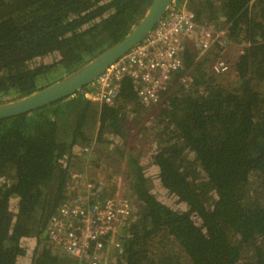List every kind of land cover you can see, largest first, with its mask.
Wrapping results in <instances>:
<instances>
[{
  "label": "trees",
  "instance_id": "16d2710c",
  "mask_svg": "<svg viewBox=\"0 0 264 264\" xmlns=\"http://www.w3.org/2000/svg\"><path fill=\"white\" fill-rule=\"evenodd\" d=\"M150 2L0 0V102L118 42ZM186 2L198 23L238 47L235 57L220 56L216 43L186 48L154 104H143L141 84L125 76L114 105L90 100L85 86L0 119V264H91L47 239L48 222L72 175L93 181L102 198L119 188L122 163L121 195L134 216L113 262L264 264V0ZM219 56L228 69L214 73ZM149 160L160 195L147 184ZM111 242L90 249L96 264Z\"/></svg>",
  "mask_w": 264,
  "mask_h": 264
},
{
  "label": "built area",
  "instance_id": "2783aa9c",
  "mask_svg": "<svg viewBox=\"0 0 264 264\" xmlns=\"http://www.w3.org/2000/svg\"><path fill=\"white\" fill-rule=\"evenodd\" d=\"M187 0H173L163 18L140 42L98 75L84 91L92 101L116 104L120 82L125 76L139 82V99L145 104L158 101V92L165 87L171 73L182 66V53L187 48L207 50L216 43L222 51L229 40L218 30L195 20L187 8ZM214 73L227 71L228 64L217 58L211 64ZM69 180L68 198L49 219L47 238L57 244L69 257L78 262L96 264V257L88 254L105 249L108 238L116 255L123 253L121 238L126 236L133 219L134 207L130 199L114 192L100 198L93 191V181L85 177Z\"/></svg>",
  "mask_w": 264,
  "mask_h": 264
},
{
  "label": "water",
  "instance_id": "95a60500",
  "mask_svg": "<svg viewBox=\"0 0 264 264\" xmlns=\"http://www.w3.org/2000/svg\"><path fill=\"white\" fill-rule=\"evenodd\" d=\"M172 1L151 0L143 15L118 42L50 85L23 97L0 102V119L29 112L82 90L117 59L139 45L163 18Z\"/></svg>",
  "mask_w": 264,
  "mask_h": 264
},
{
  "label": "rangeland",
  "instance_id": "374dc122",
  "mask_svg": "<svg viewBox=\"0 0 264 264\" xmlns=\"http://www.w3.org/2000/svg\"><path fill=\"white\" fill-rule=\"evenodd\" d=\"M203 24V23H202ZM218 30V29H217ZM220 30H218V35L220 36ZM223 35V34H222ZM229 40V39H228ZM190 47V49L191 50H193V48H191V46H189ZM193 51H195V50H193ZM237 52H240L239 51V49H238V47H236L235 45H233V43H231V41L229 40V42L227 43V45H226V47L224 48V50L223 51H221V55L220 56H222V55H224V54H226L227 56H229V57H235V55H236V53ZM220 56H219V58H220ZM86 155H87V157H88V155L89 156H93L94 155V153L93 152H91L90 154H87L86 153ZM122 161H120V163H121ZM101 166V165H100ZM102 167V166H101ZM127 170H126V166H125V164L124 163H122V168L119 170V177H118V185H119V188L117 189V190H115L114 192H117V193H119V194H121V192H123L124 191V187H125V185H126V181H127V176H126V174H127ZM94 174L96 175V172H94ZM146 174H147V184H148V186L150 187V189H152L154 192H156L158 195H160V193L162 194L163 192H162V190L160 189V187H158L159 185H158V183H157V181H156V169H155V164L153 163V161L152 160H149L148 162H147V169H146ZM92 175V174H91ZM121 176V177H120ZM122 179L124 180V181H122ZM101 179H99V181H100ZM123 184H122V183ZM161 198H164L163 197V195H161L160 196ZM110 252H111V255H112V257H116V256H114V250L113 249H111L110 250Z\"/></svg>",
  "mask_w": 264,
  "mask_h": 264
},
{
  "label": "crops",
  "instance_id": "0c3cea01",
  "mask_svg": "<svg viewBox=\"0 0 264 264\" xmlns=\"http://www.w3.org/2000/svg\"><path fill=\"white\" fill-rule=\"evenodd\" d=\"M114 259H115V258L112 257V255H107V256L105 257V259L103 260V264H104V263H106V264H117V263L113 262Z\"/></svg>",
  "mask_w": 264,
  "mask_h": 264
},
{
  "label": "flooded vegetation",
  "instance_id": "af4514ba",
  "mask_svg": "<svg viewBox=\"0 0 264 264\" xmlns=\"http://www.w3.org/2000/svg\"><path fill=\"white\" fill-rule=\"evenodd\" d=\"M45 237L47 238V231H46ZM47 239H48V238H47Z\"/></svg>",
  "mask_w": 264,
  "mask_h": 264
}]
</instances>
